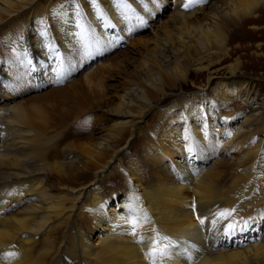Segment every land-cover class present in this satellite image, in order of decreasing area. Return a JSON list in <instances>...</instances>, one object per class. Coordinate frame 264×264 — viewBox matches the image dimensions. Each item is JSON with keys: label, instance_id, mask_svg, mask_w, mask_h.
<instances>
[{"label": "bare ground", "instance_id": "obj_1", "mask_svg": "<svg viewBox=\"0 0 264 264\" xmlns=\"http://www.w3.org/2000/svg\"><path fill=\"white\" fill-rule=\"evenodd\" d=\"M150 1L58 0L49 9L50 0H0V264H152L154 243L165 252L156 264H264V145L255 137L264 126L263 105L253 106L255 93L237 63L227 75L215 71L230 57V25L256 17L264 0H225L206 13L209 0L176 5L172 26L156 35L115 101L101 102L111 122L106 136L71 143L62 157L51 153L58 144L42 129L16 134L41 113L4 107L17 81L40 89L110 52L135 22L145 27L154 16ZM16 34L25 37L18 42ZM191 72L207 73L199 93L162 106V122L140 130L145 113L170 92L184 91ZM216 78L209 96L204 89ZM87 83L81 112L104 93L99 80ZM232 97H243L250 111L234 128L235 113L222 112ZM135 133L144 135L147 160L124 164L121 151ZM220 148L241 149L238 162L213 160ZM114 170L126 194L119 203L101 188ZM52 181L64 195L51 193ZM10 206L20 211L7 216ZM132 220L141 225L135 236Z\"/></svg>", "mask_w": 264, "mask_h": 264}, {"label": "rangeland", "instance_id": "obj_2", "mask_svg": "<svg viewBox=\"0 0 264 264\" xmlns=\"http://www.w3.org/2000/svg\"><path fill=\"white\" fill-rule=\"evenodd\" d=\"M178 1L179 0H151L149 4L152 7L154 16L144 22L145 27H140L139 23L135 22L136 25L132 32L123 36H117L118 42L115 43L114 49L110 52L107 51L93 57L89 64H82L80 70L74 69L70 74L66 73L62 75L60 80L54 79L50 81L48 85L44 84L40 89L35 90L32 86L22 87L17 81L15 87L11 88V92L4 98V107L17 105H21L22 107L25 106L32 111L41 113V115L36 116V114L33 117L40 119L42 122L39 123L40 120L38 121L32 117L33 122H31L30 125H24L26 127H17L18 130L16 134L18 133L17 135L23 138L21 132L26 129L31 130L34 127L42 129L44 138L49 140L50 143H53V145L58 144V147L52 148L51 153H57L60 157H62L61 155L64 153L63 151L61 152V150L63 148L66 149V146L71 143L85 144V142L88 143V138L98 139L105 137L106 132L110 129L109 126L111 122L109 120L110 117L107 116L105 112L107 108H105L101 102L103 100L109 103L115 101L117 92L124 87L125 83L129 81L138 69L141 58L144 53L146 55V49H148L149 46L150 48L152 47L151 44L154 42L156 35L161 36L162 31L165 29L164 27L172 26V21L175 17L174 8L177 6L179 7L183 0ZM223 1L225 0H209L204 13L207 11L209 12L210 8H213L212 5H220ZM57 2L58 0H50L47 4L51 5L49 9H53L57 5ZM255 15L256 17H250V19H246L245 22L241 21L238 26L234 24L230 25L228 35L229 44L227 45L228 51L230 52V59L228 58L225 62L217 65L215 71H217V74L227 75L229 65H235L237 63L238 74L244 75V78L249 81L250 89L255 93L253 106L261 103L264 112V11L258 10ZM257 16L261 19H258ZM28 27L32 29L33 25L29 23L27 30L29 29ZM3 29L6 30L5 28ZM22 36L23 38L25 37L22 34L20 37L16 34V37L20 38V40L17 39L18 42H21ZM99 56L101 58H99ZM206 74L201 75L191 72L182 88L184 91L179 90L171 93L170 91L172 90H168L170 93L167 94L162 101L153 104V107L142 117L140 130L149 132L156 128V126L162 122L163 109L166 106L172 105L177 97H192L194 93H199L200 90L198 88L206 84ZM90 78L93 81L99 80V83L103 86L102 89L104 93L98 91L97 97L93 100V104L92 101L90 102L91 106L89 109L86 112H81L78 108L83 105L84 99L87 98L86 96L88 93L85 94V92L88 87H86V85L88 84L87 80ZM217 79L218 78L209 82L204 89L209 96L211 93L207 90L213 88ZM26 81L27 78H24L23 82ZM33 84L37 85L39 83L38 81H34ZM80 89H83L84 95L79 94ZM68 96L69 98L65 101V97ZM243 99V97H232L227 101V106L223 108V113L226 111L235 113V115L231 117L232 121L229 123L230 128L239 125L243 122L245 116L250 113L248 109L249 103L242 101ZM256 131L259 135H257L258 133H256ZM19 136H17V139ZM255 137L257 139L259 138L264 145V126L263 129L257 128L255 130ZM143 138L144 135L141 136L136 133L130 138L129 142L121 151V158L124 164L136 163L137 165H141V163L146 162L147 159L143 151ZM261 149L264 150V146ZM232 150L233 151L226 150L223 152L220 148L215 155L212 154V159H221L222 162L227 161L225 164L228 166L236 164L241 149L236 148ZM167 165H171L169 160L162 162L163 168L170 174L171 169ZM263 166L264 165H260V169L263 170ZM54 184L55 182L52 181L51 186L48 185L49 188H51V193L57 196L64 195V190H55L52 188ZM122 184L120 173L116 170L104 177L101 188L104 192L103 195H106L105 198L110 200L115 196L114 199L117 200V203L124 199L126 194L121 191ZM83 187L85 186H75V191H79ZM109 192L112 195H107ZM19 207L20 206H10L9 211L6 213L7 216H12L19 212Z\"/></svg>", "mask_w": 264, "mask_h": 264}, {"label": "snow or ice", "instance_id": "obj_3", "mask_svg": "<svg viewBox=\"0 0 264 264\" xmlns=\"http://www.w3.org/2000/svg\"><path fill=\"white\" fill-rule=\"evenodd\" d=\"M120 2L126 4V0H120ZM202 2H203V0H187V2L185 4V8L188 9V8H190L192 6H195V5H197L199 3H202ZM230 215H231V212L230 211L229 212H222V213H220V218L221 219H227V217L230 216ZM130 223H131V226H132V229H133V231H132L131 234L135 236L137 234L136 233V229L139 226H141V225H140V223H139L138 220H132ZM201 223H203V220H201ZM234 227H235V225H230L229 226V230L230 231L233 230ZM150 255L152 257H154V259L152 260V264H156V259L155 258L164 256L165 255V252H164L163 249L158 248V246L156 245V243H154L153 244V250L150 253Z\"/></svg>", "mask_w": 264, "mask_h": 264}]
</instances>
